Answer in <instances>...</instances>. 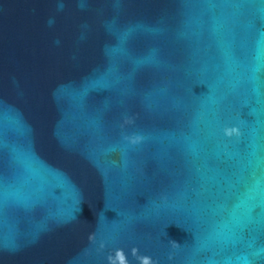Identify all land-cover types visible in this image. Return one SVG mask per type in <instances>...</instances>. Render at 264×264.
Returning <instances> with one entry per match:
<instances>
[{
	"label": "water",
	"instance_id": "water-1",
	"mask_svg": "<svg viewBox=\"0 0 264 264\" xmlns=\"http://www.w3.org/2000/svg\"><path fill=\"white\" fill-rule=\"evenodd\" d=\"M0 264H264V0H0Z\"/></svg>",
	"mask_w": 264,
	"mask_h": 264
}]
</instances>
